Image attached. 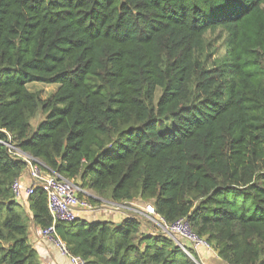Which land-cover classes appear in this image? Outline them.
Returning <instances> with one entry per match:
<instances>
[{"label": "trees", "instance_id": "trees-1", "mask_svg": "<svg viewBox=\"0 0 264 264\" xmlns=\"http://www.w3.org/2000/svg\"><path fill=\"white\" fill-rule=\"evenodd\" d=\"M7 134L100 198L186 217L224 264H264V0H0ZM24 169L0 143V264H41L29 222L52 224L42 188L14 200ZM140 224L55 229L82 264H197Z\"/></svg>", "mask_w": 264, "mask_h": 264}, {"label": "built area", "instance_id": "built-area-1", "mask_svg": "<svg viewBox=\"0 0 264 264\" xmlns=\"http://www.w3.org/2000/svg\"><path fill=\"white\" fill-rule=\"evenodd\" d=\"M7 137V141L0 139V143L6 146L7 152L12 158L20 159L25 163L24 170L29 178L28 184H24L20 177L13 179L10 188L14 200L20 202L24 197L32 194L35 188H42L45 192L47 210L52 224L45 228L39 227L37 236L48 241L72 264H82V260L69 253L65 243L56 232L55 223L74 221L77 218V210L83 213L98 210H105L106 213L113 210H126L127 216L131 218L139 219V217L147 216L149 220L157 223L158 232L170 237L188 256L193 257L191 249L196 251L201 248L213 251L211 244L197 234L186 217L167 221L155 212L154 206L149 202L140 207L128 204L127 201L105 204L102 200L96 199L99 202L96 205L91 204L89 197L93 196L88 194L87 190L58 172L46 170L45 164L40 159L21 151L11 142L8 134Z\"/></svg>", "mask_w": 264, "mask_h": 264}, {"label": "crops", "instance_id": "crops-1", "mask_svg": "<svg viewBox=\"0 0 264 264\" xmlns=\"http://www.w3.org/2000/svg\"><path fill=\"white\" fill-rule=\"evenodd\" d=\"M20 180L24 184H28L29 183V178H28L25 170H23V172H22V174L20 176ZM87 192L91 196H94L96 199L102 200L105 204H110V203L114 202V201L109 200V199L100 198L95 193H93L91 190L87 191ZM25 199H26V197H24L23 200L20 201V202L22 204H24L25 203ZM127 202H128V204H131V205H134V206H140V207H142V205L144 204L139 199H135V200L127 201ZM126 212H127L126 210H118V211L113 210V211H110V212L106 213L105 216L101 215V217H97L96 215H95V217H92L93 213H97V212H89L90 215H89V217H87V215L83 216L85 213L81 212L80 210H77L76 211V216H77V219L85 220L86 222L109 220V221H112V222H115V223H119L125 217H128ZM139 221L141 223L140 224V231L142 233L150 234V235H154V234L158 233V230H153L152 229V226L150 224L152 222L148 219L147 216L139 217ZM38 228H39V226L34 225L32 223V221L29 222V234H28L29 242H30L31 246L34 247L36 249V251L38 252L41 264H72L69 261L68 258L62 256L58 252V250L54 246H52L48 241H46L45 239L39 238L37 236ZM195 254L197 256L198 261L201 262V264H224L217 257L215 251H208V250H205V249L198 248L195 251Z\"/></svg>", "mask_w": 264, "mask_h": 264}, {"label": "rangeland", "instance_id": "rangeland-1", "mask_svg": "<svg viewBox=\"0 0 264 264\" xmlns=\"http://www.w3.org/2000/svg\"><path fill=\"white\" fill-rule=\"evenodd\" d=\"M28 89L32 92H35L37 94V96L41 99V100H45L49 97H51L55 91L57 90L58 88V85L56 84H44V83H39V82H33V83H29L27 85ZM160 93V90H158L155 94V99L157 98V96L159 95ZM44 113L42 112V110H39V112L35 115V117L31 120V124H32V128L34 129L37 122L41 119H43L44 117ZM87 191H90L88 190V188H86ZM94 193V192H93ZM91 212V211H89ZM89 212L86 211V213L83 215V216H86L89 217ZM94 212H97V213H93V216L92 217H95V215L97 217H101L102 216H105L106 215V212L105 210H98V211H94ZM139 220V219H138ZM151 221V220H150ZM152 223L151 226H152V229L153 230H158V225L155 221H151ZM214 251V250H213ZM201 264V262H200Z\"/></svg>", "mask_w": 264, "mask_h": 264}, {"label": "water", "instance_id": "water-1", "mask_svg": "<svg viewBox=\"0 0 264 264\" xmlns=\"http://www.w3.org/2000/svg\"><path fill=\"white\" fill-rule=\"evenodd\" d=\"M197 264H200L198 261H196Z\"/></svg>", "mask_w": 264, "mask_h": 264}]
</instances>
